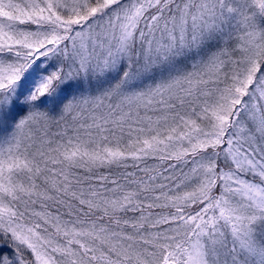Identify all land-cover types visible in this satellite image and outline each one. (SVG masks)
Returning <instances> with one entry per match:
<instances>
[{
	"label": "snow or ice",
	"instance_id": "snow-or-ice-1",
	"mask_svg": "<svg viewBox=\"0 0 264 264\" xmlns=\"http://www.w3.org/2000/svg\"><path fill=\"white\" fill-rule=\"evenodd\" d=\"M0 264H264V0H0Z\"/></svg>",
	"mask_w": 264,
	"mask_h": 264
}]
</instances>
